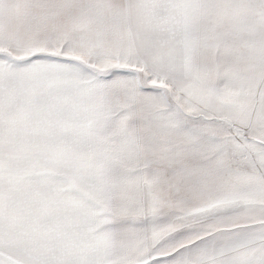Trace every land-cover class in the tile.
<instances>
[{
    "label": "snow or ice",
    "instance_id": "snow-or-ice-1",
    "mask_svg": "<svg viewBox=\"0 0 264 264\" xmlns=\"http://www.w3.org/2000/svg\"><path fill=\"white\" fill-rule=\"evenodd\" d=\"M0 264H264V0H0Z\"/></svg>",
    "mask_w": 264,
    "mask_h": 264
}]
</instances>
